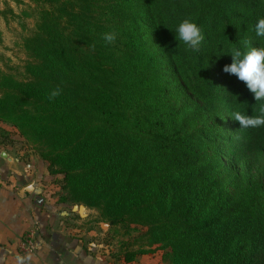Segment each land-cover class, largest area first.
Masks as SVG:
<instances>
[{"label": "trees", "instance_id": "16d2710c", "mask_svg": "<svg viewBox=\"0 0 264 264\" xmlns=\"http://www.w3.org/2000/svg\"><path fill=\"white\" fill-rule=\"evenodd\" d=\"M97 2L43 1L48 8L27 43L37 59L31 81L15 82L0 115L53 143L48 170L65 174L78 201L101 209L110 226L142 227L149 249L119 259L132 263L160 249L169 264H264V185L249 183L237 197L219 173L226 151L234 168H264V125L232 118L261 116L264 100L222 71L233 45L264 47L255 33L264 0H108L101 13ZM186 19L205 36L199 51L177 38ZM149 32L184 78L181 89L193 93L191 117L166 100L163 57L151 50ZM105 33L115 40L107 43ZM16 97L31 108L17 112ZM196 117L212 121L214 163L193 145L188 125Z\"/></svg>", "mask_w": 264, "mask_h": 264}, {"label": "rangeland", "instance_id": "374dc122", "mask_svg": "<svg viewBox=\"0 0 264 264\" xmlns=\"http://www.w3.org/2000/svg\"><path fill=\"white\" fill-rule=\"evenodd\" d=\"M43 1L0 0V100L6 98L7 91L15 82L27 83L31 81L28 66L30 62L36 63L37 59L32 56L27 43L35 35L38 23L48 8ZM106 1L108 0H98V13L102 12ZM153 36L154 33L149 32L147 40L151 50L159 52L158 55L163 57L161 68L166 100L174 109L181 110L182 116L186 117V112H188L191 117L195 109L193 93L191 90L181 89L179 84H185L184 78L171 67L168 58L160 51L156 41L152 40ZM10 102L16 106V111L19 113L21 107L31 108L18 97L10 99ZM184 105L187 107L183 108ZM191 122L192 124L188 125V131L195 133V137L192 138L195 150L207 154L208 163H214L212 155L218 141H211L209 138L212 133L209 125L212 121L207 122L196 117V122ZM0 150L12 153L15 158L17 157L21 161L24 168L34 173L33 177L42 187V195L60 203L62 207L66 205L71 207L66 211L70 217L67 223L87 240H92L101 255L119 260V257L126 252L149 249L145 238L141 237L142 227L137 225L110 226L103 220L101 209L86 207L83 202L76 199L69 188H66L64 173L51 174L49 172L48 168L51 162L49 155L56 153V148L51 141L42 137L30 124L22 122L19 118L0 115ZM230 162V153L226 151L219 173L223 186H226L235 196H241L249 183L264 185V168L251 163L234 168ZM61 168L62 165L57 161L55 169ZM80 212L84 215L83 219ZM166 253L165 250L157 249L152 253L139 255L134 262L137 264H169Z\"/></svg>", "mask_w": 264, "mask_h": 264}, {"label": "crops", "instance_id": "0c3cea01", "mask_svg": "<svg viewBox=\"0 0 264 264\" xmlns=\"http://www.w3.org/2000/svg\"><path fill=\"white\" fill-rule=\"evenodd\" d=\"M33 175L12 153L0 150V264H137L98 253L92 240L67 223L71 207L42 195ZM33 229L35 249L24 252L21 242Z\"/></svg>", "mask_w": 264, "mask_h": 264}, {"label": "clouds", "instance_id": "9594fccd", "mask_svg": "<svg viewBox=\"0 0 264 264\" xmlns=\"http://www.w3.org/2000/svg\"><path fill=\"white\" fill-rule=\"evenodd\" d=\"M177 38L189 48L199 51L205 36L201 28L189 19L184 20L176 29ZM255 33L257 37H264V18L257 21L255 25ZM115 34L105 33L103 39L107 43L115 40ZM245 47L248 51H243L240 47L233 45L227 53L231 56V63L225 65L223 72L234 75L239 81L245 83L247 89L253 93L254 100H264V47L252 46L248 42ZM222 56V55H221ZM60 94L59 89L51 93L50 98H54ZM262 115L251 117L236 112L233 119L243 127H259L264 125V107L261 108Z\"/></svg>", "mask_w": 264, "mask_h": 264}, {"label": "built area", "instance_id": "2783aa9c", "mask_svg": "<svg viewBox=\"0 0 264 264\" xmlns=\"http://www.w3.org/2000/svg\"><path fill=\"white\" fill-rule=\"evenodd\" d=\"M35 235H36V230H30L28 231L21 242V250L24 252H32L35 249Z\"/></svg>", "mask_w": 264, "mask_h": 264}, {"label": "water", "instance_id": "95a60500", "mask_svg": "<svg viewBox=\"0 0 264 264\" xmlns=\"http://www.w3.org/2000/svg\"><path fill=\"white\" fill-rule=\"evenodd\" d=\"M41 200H42L41 198H38V199H37V202H40Z\"/></svg>", "mask_w": 264, "mask_h": 264}]
</instances>
